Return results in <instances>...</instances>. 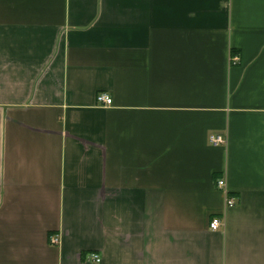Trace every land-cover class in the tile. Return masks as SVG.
<instances>
[{
	"label": "crops",
	"instance_id": "0c3cea01",
	"mask_svg": "<svg viewBox=\"0 0 264 264\" xmlns=\"http://www.w3.org/2000/svg\"><path fill=\"white\" fill-rule=\"evenodd\" d=\"M0 264H264V0H0Z\"/></svg>",
	"mask_w": 264,
	"mask_h": 264
},
{
	"label": "built area",
	"instance_id": "2783aa9c",
	"mask_svg": "<svg viewBox=\"0 0 264 264\" xmlns=\"http://www.w3.org/2000/svg\"><path fill=\"white\" fill-rule=\"evenodd\" d=\"M97 101L100 104L109 106L112 105L113 98L109 93L102 91L97 94ZM209 141L213 146H220L226 143V138L222 134L213 133L209 136ZM218 185L220 187H223L225 185V182L220 180L218 181ZM227 204L230 207L234 206L235 205L234 199L232 197L228 198ZM221 223L222 220L220 218L218 217L213 218L211 220L210 227L213 230H217L221 226ZM51 242H53L54 244H59L60 239L57 236H52ZM89 260H91L92 263H99L101 262V256L97 253H92L89 257Z\"/></svg>",
	"mask_w": 264,
	"mask_h": 264
}]
</instances>
